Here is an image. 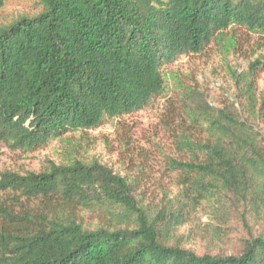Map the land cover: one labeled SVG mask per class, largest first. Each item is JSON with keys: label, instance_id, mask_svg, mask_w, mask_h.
Instances as JSON below:
<instances>
[{"label": "trees", "instance_id": "16d2710c", "mask_svg": "<svg viewBox=\"0 0 264 264\" xmlns=\"http://www.w3.org/2000/svg\"><path fill=\"white\" fill-rule=\"evenodd\" d=\"M39 4L0 24V142L23 150L151 105L166 91L165 65L228 30L264 40V0ZM262 71L264 56L235 75L237 91L219 105L193 89L167 104L184 157L169 159L177 191H163L159 205L146 202L138 177L97 161L1 172L0 264H264ZM202 207L222 241L242 224L237 251L186 246L179 232Z\"/></svg>", "mask_w": 264, "mask_h": 264}, {"label": "rangeland", "instance_id": "374dc122", "mask_svg": "<svg viewBox=\"0 0 264 264\" xmlns=\"http://www.w3.org/2000/svg\"><path fill=\"white\" fill-rule=\"evenodd\" d=\"M39 9V0H7L0 10V24L9 23L25 13H36ZM262 56L264 40L258 34L242 28L228 30L225 37L213 41L202 53L183 54L165 65L166 91L139 111L108 119L95 128L71 132L39 149H17L0 142V178L5 170L22 174L39 172L52 162L60 164L67 158L76 157L86 162L97 161L123 175L138 177L146 202L159 205L165 196L163 191L172 196L177 191L176 173L168 167L169 159L184 157L175 141L179 119L167 113V104L178 102L183 92L193 89L205 93L212 104L219 105L237 91L239 85L235 75L243 74L251 61ZM258 88L264 89V71L260 73ZM83 214V222L93 226L95 212ZM215 223L209 210L202 207L179 234H186V246L200 254L218 253L221 248L225 253L237 251L240 239L246 236L242 224L232 223L228 237L222 241L215 235L212 226Z\"/></svg>", "mask_w": 264, "mask_h": 264}]
</instances>
